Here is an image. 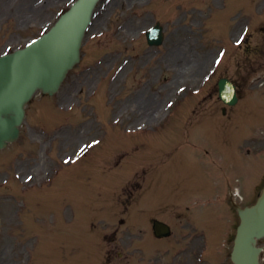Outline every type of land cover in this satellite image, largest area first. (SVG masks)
Instances as JSON below:
<instances>
[{
    "label": "rangeland",
    "instance_id": "obj_1",
    "mask_svg": "<svg viewBox=\"0 0 264 264\" xmlns=\"http://www.w3.org/2000/svg\"><path fill=\"white\" fill-rule=\"evenodd\" d=\"M71 1L0 0V53L21 48L51 27ZM101 3L81 62L57 94L34 97L20 138L0 150V264H91L96 257L99 264H139L126 257L127 227L105 215L120 201L132 208L145 191L156 203L162 199L158 214L176 231H191L186 243L177 244L176 236L165 243L171 251L188 249L180 258L169 255L166 264L203 263L198 260L202 232L183 226L169 209V197L187 195L192 204L211 198L220 211L211 226L219 239L229 216L222 202L224 175L247 203L264 172V99L249 97L228 119L215 91L223 75L248 80V91L264 86V69L248 73L247 67L248 45L254 47L253 59L264 62V1L112 0L109 11L108 1ZM157 20L166 41L150 47L142 30ZM233 108L228 107L229 116ZM188 117L200 119L186 123ZM139 122L147 126L132 130ZM67 156L81 158L74 168L62 165L54 177ZM138 182L144 188L140 195ZM106 218L113 225L105 230ZM139 218L140 224L148 220L143 213ZM96 229L109 232L102 249ZM147 243L158 244L144 238V249ZM163 248L153 249L143 264H159ZM222 255L205 262L225 264Z\"/></svg>",
    "mask_w": 264,
    "mask_h": 264
},
{
    "label": "water",
    "instance_id": "obj_2",
    "mask_svg": "<svg viewBox=\"0 0 264 264\" xmlns=\"http://www.w3.org/2000/svg\"><path fill=\"white\" fill-rule=\"evenodd\" d=\"M98 0H78L41 39L25 48L0 55V147L19 136L25 105L35 91L53 94L67 72L80 60L82 36ZM256 202L238 209L240 223L232 250L235 264H261L264 236V188Z\"/></svg>",
    "mask_w": 264,
    "mask_h": 264
},
{
    "label": "bare ground",
    "instance_id": "obj_3",
    "mask_svg": "<svg viewBox=\"0 0 264 264\" xmlns=\"http://www.w3.org/2000/svg\"><path fill=\"white\" fill-rule=\"evenodd\" d=\"M200 64H201V63L199 62V63L197 64V66H200ZM139 123H140V122H139Z\"/></svg>",
    "mask_w": 264,
    "mask_h": 264
}]
</instances>
